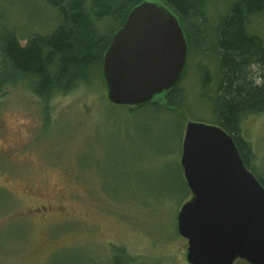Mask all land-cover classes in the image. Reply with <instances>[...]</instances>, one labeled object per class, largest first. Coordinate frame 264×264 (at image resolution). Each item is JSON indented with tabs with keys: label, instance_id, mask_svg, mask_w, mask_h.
I'll use <instances>...</instances> for the list:
<instances>
[{
	"label": "rangeland",
	"instance_id": "1",
	"mask_svg": "<svg viewBox=\"0 0 264 264\" xmlns=\"http://www.w3.org/2000/svg\"><path fill=\"white\" fill-rule=\"evenodd\" d=\"M216 2L224 8L231 0ZM219 8L208 4V14ZM0 14L22 44L29 34L50 32L60 20L42 0H0ZM246 26L264 43V10ZM195 58L190 52L177 81L183 106L168 111L111 103L101 64L87 83L52 96L46 110L26 84L4 86L0 264H111L115 247H123L134 263L189 264L187 240L176 229L182 191L177 134L180 125L183 135L189 121L214 124L198 96V59L211 73L215 63L213 57ZM164 95L151 100L166 107ZM240 127L253 149V171L264 178V110L244 115ZM35 200L52 205L43 221L58 223L49 233L28 211ZM233 264L246 263L237 258Z\"/></svg>",
	"mask_w": 264,
	"mask_h": 264
},
{
	"label": "trees",
	"instance_id": "2",
	"mask_svg": "<svg viewBox=\"0 0 264 264\" xmlns=\"http://www.w3.org/2000/svg\"><path fill=\"white\" fill-rule=\"evenodd\" d=\"M42 1L56 9L60 20L48 33L29 34L23 44L14 27L5 26L4 16L0 14V94L5 85L22 82L40 99L46 110L52 96L68 93L77 84L90 80L95 66L102 63V54L113 32L122 25L132 6L143 0ZM158 1L179 19L189 47L186 59L190 52L194 58L202 56L207 60V57H213L214 73L198 59L201 74L199 100L209 107L214 124L233 138L245 166L264 186V178L253 171V149L242 137L240 127L244 115L264 110V43L246 26L251 16L264 10V0H231L224 8L216 0ZM210 3L220 6L217 14H210L215 16L212 22L208 18ZM257 75L262 81L259 85L253 83V77ZM178 82L164 90L166 107L150 100L128 105V109L151 107L159 112L168 111L171 105L183 106L184 91ZM179 130L177 141L180 148V125ZM175 163L182 190L178 201L182 204L190 190L181 165L176 160ZM111 264L143 263H134V258L123 247H115Z\"/></svg>",
	"mask_w": 264,
	"mask_h": 264
},
{
	"label": "water",
	"instance_id": "3",
	"mask_svg": "<svg viewBox=\"0 0 264 264\" xmlns=\"http://www.w3.org/2000/svg\"><path fill=\"white\" fill-rule=\"evenodd\" d=\"M179 19L161 3L132 6L102 54L107 99L148 103L173 87L187 56ZM179 163L190 194L176 214L189 264H264V186L217 124L189 121Z\"/></svg>",
	"mask_w": 264,
	"mask_h": 264
},
{
	"label": "flooded vegetation",
	"instance_id": "4",
	"mask_svg": "<svg viewBox=\"0 0 264 264\" xmlns=\"http://www.w3.org/2000/svg\"><path fill=\"white\" fill-rule=\"evenodd\" d=\"M35 201L36 202L33 201L34 204L31 205V208H29L28 211L30 213H32V215H34L38 220H42V221L46 220V217L49 216L52 212V205L49 202H44L45 200H42L39 202H37V200H35ZM34 221L36 223H39L35 219H34ZM43 223L46 224V225H44L45 228H43V229H45L46 232L49 233V232H51L52 228L55 225H57L56 223H58V221L57 220H51L48 218L47 221H43Z\"/></svg>",
	"mask_w": 264,
	"mask_h": 264
},
{
	"label": "clouds",
	"instance_id": "5",
	"mask_svg": "<svg viewBox=\"0 0 264 264\" xmlns=\"http://www.w3.org/2000/svg\"><path fill=\"white\" fill-rule=\"evenodd\" d=\"M252 67H255V64H253ZM261 82V77H259L258 75L253 77V83L259 85Z\"/></svg>",
	"mask_w": 264,
	"mask_h": 264
},
{
	"label": "bare ground",
	"instance_id": "6",
	"mask_svg": "<svg viewBox=\"0 0 264 264\" xmlns=\"http://www.w3.org/2000/svg\"><path fill=\"white\" fill-rule=\"evenodd\" d=\"M182 140V139H181ZM181 144H182V142H181ZM180 151H181V149H180ZM181 155V154H180ZM180 158V157H179Z\"/></svg>",
	"mask_w": 264,
	"mask_h": 264
}]
</instances>
